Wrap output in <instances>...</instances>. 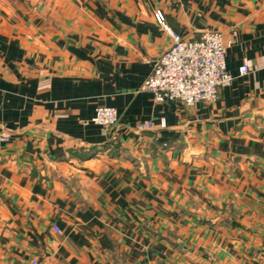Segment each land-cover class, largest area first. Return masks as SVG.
<instances>
[{"label": "crops", "instance_id": "crops-1", "mask_svg": "<svg viewBox=\"0 0 264 264\" xmlns=\"http://www.w3.org/2000/svg\"><path fill=\"white\" fill-rule=\"evenodd\" d=\"M158 16L230 41L216 102L141 88ZM0 129V264H264V0H0Z\"/></svg>", "mask_w": 264, "mask_h": 264}, {"label": "built area", "instance_id": "built-area-1", "mask_svg": "<svg viewBox=\"0 0 264 264\" xmlns=\"http://www.w3.org/2000/svg\"><path fill=\"white\" fill-rule=\"evenodd\" d=\"M161 28L169 35L171 43L151 62V71L141 88L152 93L157 102L179 101L185 106L198 102L214 103L219 90L232 83L234 76L226 68L225 52L230 41L217 30H205L198 38H185L173 30L164 17L157 18ZM250 67L239 66V74H245ZM92 120L102 126H111L117 121L113 106L100 105L95 108ZM135 128H151L149 120L137 121ZM6 134L0 129V149L6 141ZM58 232L59 229L53 226ZM29 264H39L32 259Z\"/></svg>", "mask_w": 264, "mask_h": 264}]
</instances>
